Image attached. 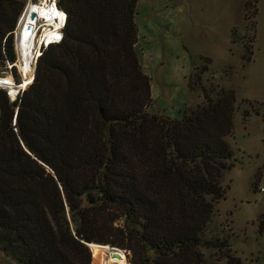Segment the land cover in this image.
Instances as JSON below:
<instances>
[{
    "label": "trees",
    "instance_id": "trees-1",
    "mask_svg": "<svg viewBox=\"0 0 264 264\" xmlns=\"http://www.w3.org/2000/svg\"><path fill=\"white\" fill-rule=\"evenodd\" d=\"M254 1L245 19L255 16ZM59 4L68 13L63 41L43 51L19 100L0 89V248L19 264H96L99 246L118 248L130 236L129 250L147 264L201 263L197 248L236 157L234 89L206 91L180 117L149 111L138 0ZM21 9L0 0V59L4 49L15 59ZM252 59L248 47L243 61ZM204 61L190 89L211 59ZM123 216L129 231L115 224Z\"/></svg>",
    "mask_w": 264,
    "mask_h": 264
},
{
    "label": "rangeland",
    "instance_id": "rangeland-1",
    "mask_svg": "<svg viewBox=\"0 0 264 264\" xmlns=\"http://www.w3.org/2000/svg\"><path fill=\"white\" fill-rule=\"evenodd\" d=\"M14 1L22 13L28 0ZM247 1L138 0L137 4L145 28L150 27L144 29L147 43L142 41L136 47L142 52L139 57L155 96L149 111L180 117L188 102L190 76H198L201 70L196 72L195 67L205 65L204 57L211 62L200 83L191 89L189 109L205 102L206 91L224 87L234 89L237 96L234 134L229 137L236 157L222 178L225 196L216 203L202 236L206 244L197 248L203 256L199 264H238L232 257L240 264H264V192L259 190L264 186V0L254 1L257 11L251 19H245ZM136 14L140 16L139 11ZM164 22H172L171 34L162 29ZM234 30L237 42H233ZM248 47L253 50V59L244 63ZM13 49L17 61L19 52L17 56ZM5 66V58L0 59V75H5ZM246 110L250 111L247 118ZM125 218L115 224L129 231ZM122 242L124 246L113 247L127 254L129 264L133 259L137 264H147L143 252L129 250L133 242L130 236ZM108 254L109 250L99 246L96 264H109ZM91 255L94 261L92 251ZM148 255L153 259L157 253L149 251ZM0 264L19 263L0 248Z\"/></svg>",
    "mask_w": 264,
    "mask_h": 264
},
{
    "label": "built area",
    "instance_id": "built-area-1",
    "mask_svg": "<svg viewBox=\"0 0 264 264\" xmlns=\"http://www.w3.org/2000/svg\"><path fill=\"white\" fill-rule=\"evenodd\" d=\"M33 1L35 2L37 7H40L42 5H40V3L42 2H47L48 5L52 8H54L57 12V14L54 16L53 14H51L49 12V15L51 14V17L53 16V21H50V18H47L46 16H40V15H35L32 14V22H25L24 28L25 26L28 24L27 28L22 30V32H30L31 30V34H32V41L34 42V44H37V47L35 49V68H34V72L33 75H31L32 81L31 83L28 85V87L34 82L35 80V76H36V70H37V62L38 59L40 58V56L43 54V51L46 50L47 48H49L51 45L54 44H58L61 43L64 39V32H65V27H66V23L68 20V13L67 11L62 8L59 4V0H28L23 12L21 13V15L18 18V21L16 23V26L14 28V30L11 32L12 36H13V43H14V48L15 51L17 53L18 56V39H19V35H18V29L20 27V23L22 21V18L24 16V14L26 13V10L28 8L29 3ZM62 13L64 14V19L62 21V23H60V17H58V13ZM49 25H47V24ZM48 27L53 29L54 31H57V37L56 36H47L46 32H44V29ZM23 37V36H22ZM26 40V39H25ZM5 41V39H4ZM4 49V48H3ZM4 56H5V63H6V68H5V75H0V89H4L6 90L8 96L10 97L11 101H17L20 99L21 95L25 92V86H24V75L21 74V70L18 66H14L15 61L14 60H10L7 55H6V51L4 49ZM14 69L17 70V73L15 74ZM18 74V75H17ZM6 78H10V80H6ZM11 84H14V88L17 89V93L15 95V97H13L10 93V88H11ZM260 191L264 192V186H261L259 188Z\"/></svg>",
    "mask_w": 264,
    "mask_h": 264
},
{
    "label": "bare ground",
    "instance_id": "bare-ground-1",
    "mask_svg": "<svg viewBox=\"0 0 264 264\" xmlns=\"http://www.w3.org/2000/svg\"><path fill=\"white\" fill-rule=\"evenodd\" d=\"M40 5L42 6L37 7L35 2L33 1L29 3L26 13L23 16L22 21L20 23V27L18 29L19 39H18L17 49L19 52V57H18V60L15 61L14 66H18L21 70V74L24 75L23 82H24L25 89L27 88L28 83L32 81L31 75H33L34 68H35V56H36L35 49L37 47V44H34V42L32 41L31 30L30 32H22L25 22L26 21L32 22L31 21L33 19L32 14L34 13L36 16L37 15L46 16L47 18H50L49 19L50 21L54 22L52 18L54 16V13L55 15L57 14L56 10L50 7L47 2H43V3L41 2ZM49 12L53 14L52 17H51V14L49 15ZM58 17H60V23H62L64 19V14L60 12L58 13ZM27 26L28 24L25 26L24 29H26ZM44 32H46L47 36L57 37V31H54L51 28L46 27L44 29ZM6 80L7 81L10 80V78H6ZM11 85L12 86L10 88V93L13 97H15L17 93V89L14 88V84H11ZM126 255L124 251L120 248L110 249L109 254H108L109 264H129V260L127 259Z\"/></svg>",
    "mask_w": 264,
    "mask_h": 264
},
{
    "label": "crops",
    "instance_id": "crops-1",
    "mask_svg": "<svg viewBox=\"0 0 264 264\" xmlns=\"http://www.w3.org/2000/svg\"><path fill=\"white\" fill-rule=\"evenodd\" d=\"M138 11H139V13H140V16L138 15V14H136V16L137 17H135V21H136V24H137V27H138V42H137V46L136 47H139L140 46V44H141V42L143 41L144 43H147V39H148V35H147V33L146 32H144V29H148V30H150V27H147V28H145V25L143 24V21H142V10H141V8L139 9L138 7H137V13H138ZM164 28H166V29H168L169 30V33L171 34V32H172V22H168V23H166V22H164V25H163V28L162 29H164ZM158 35H160L161 36V34H158ZM162 37V40L163 41H166L167 39L166 38H164L163 36H161ZM233 37V36H232ZM159 38V37H158ZM157 38V39H158ZM238 40H234V37H233V42H237ZM243 43V42H242ZM140 49L142 50V45H141V47H140ZM138 51V54H139V56H140V54H142V52H140L139 51V49L137 50ZM141 61V64H142V59L140 60ZM142 69H143V67H142ZM144 72H145V74H147L146 73V70H143ZM148 75V74H147ZM149 76V75H148ZM190 89V88H189ZM190 95H191V89L189 90V95H188V102H186V107H188L189 106V103H190ZM154 93H153V99H154ZM154 106V105H153ZM185 107V108H186ZM159 112H161V111H159ZM182 115V114H181Z\"/></svg>",
    "mask_w": 264,
    "mask_h": 264
},
{
    "label": "water",
    "instance_id": "water-1",
    "mask_svg": "<svg viewBox=\"0 0 264 264\" xmlns=\"http://www.w3.org/2000/svg\"><path fill=\"white\" fill-rule=\"evenodd\" d=\"M85 243L89 246V243H90V242H85Z\"/></svg>",
    "mask_w": 264,
    "mask_h": 264
}]
</instances>
